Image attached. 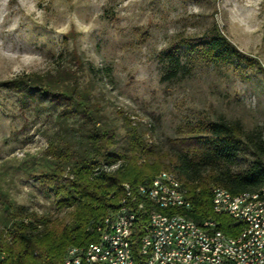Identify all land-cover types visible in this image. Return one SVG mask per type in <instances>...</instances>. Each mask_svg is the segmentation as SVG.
<instances>
[{"label": "rangeland", "instance_id": "obj_1", "mask_svg": "<svg viewBox=\"0 0 264 264\" xmlns=\"http://www.w3.org/2000/svg\"><path fill=\"white\" fill-rule=\"evenodd\" d=\"M215 29L252 61H211L185 42ZM61 68L89 87L100 122L118 136L135 126L166 163L184 158L180 140L207 120H239L264 138V0H0V216L8 199L70 219L26 169L40 171L58 140V108L1 85ZM252 159L239 150L225 166L242 172Z\"/></svg>", "mask_w": 264, "mask_h": 264}, {"label": "trees", "instance_id": "obj_2", "mask_svg": "<svg viewBox=\"0 0 264 264\" xmlns=\"http://www.w3.org/2000/svg\"><path fill=\"white\" fill-rule=\"evenodd\" d=\"M185 42L211 61H252L217 29ZM1 85L16 91L24 102L46 101L58 108V140H50L49 153L41 156L40 171L33 164L26 169L55 196L58 208H72L67 222L54 221L43 214L35 216L6 199L0 216L3 264H61L69 246L98 241L100 221L128 201L137 209L129 238L131 249L137 254L147 219L140 206L152 204L136 194L135 187L148 183L161 169L176 173L192 203L188 210L173 211L197 223L211 218L229 235L238 233L239 224L229 215L212 210L210 189L218 185L236 194L264 184V138L256 131L245 132L239 120L194 124L179 142L184 158L178 155L166 163L159 157L161 152L147 144L135 126L127 125L118 136L111 125L100 122L99 107L92 100L89 87L80 85L69 69L20 74ZM70 118L75 120L74 126L69 125ZM243 149L251 151L252 161L242 172L231 171L225 166L226 161ZM38 224L42 227L38 228Z\"/></svg>", "mask_w": 264, "mask_h": 264}, {"label": "bare ground", "instance_id": "obj_3", "mask_svg": "<svg viewBox=\"0 0 264 264\" xmlns=\"http://www.w3.org/2000/svg\"><path fill=\"white\" fill-rule=\"evenodd\" d=\"M156 180H164V182H166V188L172 193V198L158 194V191H163V183H158ZM212 188H215V193L225 195L229 203L256 202V204H261V210L257 211L256 225H251V222L240 223L238 233L235 235L224 233L217 227V222L211 218H207V221L210 225H215V228H212L210 225L195 226V233L199 235L212 234L213 244L210 242H199V236H191V243H197V249L201 252H206L207 255H213L214 258L222 260L223 263H231L232 254H243L248 252L249 244L253 236L257 235V237H264V184L256 190H247L236 194H233L226 188L218 185H215ZM135 192L150 201L148 204H152V207L140 206L141 209L147 213V219L144 222L142 229H147L149 222L153 220H156L158 224H200L183 213L173 211V209L176 208L185 210L190 209L191 201L187 197V189L185 185L176 173L171 170H159L148 183L137 185L135 187ZM212 203L215 209V205H218V198H212ZM120 207L115 209L116 211L114 214L111 213L105 215L98 224L97 230L100 231V238L99 240L97 239L98 241L87 245L69 246L61 264H75V260H68V258H78V250L76 249L79 247H81V249H88L95 244H103L107 237V233L112 229L113 219L124 218V214H128L127 205H121ZM118 238L119 239H116V247L119 251V259L127 260L130 256H133L130 258V264H140L141 254L133 253L129 242L130 234L127 233L126 227L118 228ZM152 260H159V250H152ZM0 264H3L1 262V257ZM94 264H109V261H106V256H97L94 257ZM152 264H159V261H152ZM160 264H172V262L160 261Z\"/></svg>", "mask_w": 264, "mask_h": 264}, {"label": "built area", "instance_id": "obj_4", "mask_svg": "<svg viewBox=\"0 0 264 264\" xmlns=\"http://www.w3.org/2000/svg\"><path fill=\"white\" fill-rule=\"evenodd\" d=\"M163 183V191H158L164 197L172 198V193L166 188L164 180H156ZM211 198H218V205L215 209L218 212L229 215L236 223L251 222L256 225L257 211L261 210V204L249 203H229L225 195L215 193V188H211ZM128 214L124 218L113 219L111 231L103 244H95L88 249H78V258H68L75 260V264H94V257L106 256L109 264H130V256L127 260L119 259V251L116 247L118 238V228L126 227L127 233L131 234L134 221L137 217V209L128 201ZM190 207L192 203L190 202ZM121 210V207H120ZM210 225L207 219L200 224L179 225V224H158L156 220L150 221L147 229H141L139 246L136 253L141 254L140 264H152V261H169L172 264H264V237L253 236L247 253L232 254L231 263H223L213 255H207L197 249V243H191V236H199V242H210L213 244V235H199L195 233V226ZM215 228V225H210ZM216 247V246H215ZM221 248V247H217ZM152 250H159V260H152ZM41 264H47L41 262ZM68 264V263H67Z\"/></svg>", "mask_w": 264, "mask_h": 264}]
</instances>
